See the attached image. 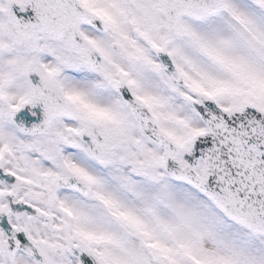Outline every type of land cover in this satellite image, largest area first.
I'll return each mask as SVG.
<instances>
[{
  "label": "snow or ice",
  "instance_id": "1",
  "mask_svg": "<svg viewBox=\"0 0 264 264\" xmlns=\"http://www.w3.org/2000/svg\"><path fill=\"white\" fill-rule=\"evenodd\" d=\"M0 264H264V0H0Z\"/></svg>",
  "mask_w": 264,
  "mask_h": 264
}]
</instances>
